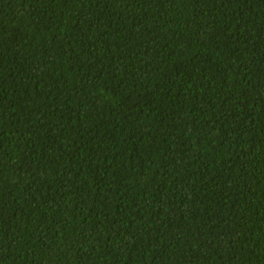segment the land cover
Wrapping results in <instances>:
<instances>
[{
	"label": "trees",
	"instance_id": "16d2710c",
	"mask_svg": "<svg viewBox=\"0 0 264 264\" xmlns=\"http://www.w3.org/2000/svg\"><path fill=\"white\" fill-rule=\"evenodd\" d=\"M0 264H264V0H0Z\"/></svg>",
	"mask_w": 264,
	"mask_h": 264
}]
</instances>
